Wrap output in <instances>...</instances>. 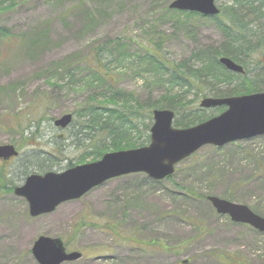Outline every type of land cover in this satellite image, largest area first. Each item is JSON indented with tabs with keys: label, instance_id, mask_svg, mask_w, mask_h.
Segmentation results:
<instances>
[{
	"label": "rangeland",
	"instance_id": "374dc122",
	"mask_svg": "<svg viewBox=\"0 0 264 264\" xmlns=\"http://www.w3.org/2000/svg\"><path fill=\"white\" fill-rule=\"evenodd\" d=\"M173 1L17 0V6L1 16L2 25L13 34H31L33 42L19 44L11 55L0 44V146H18L15 123L28 115L32 120L42 118V138L36 148L26 146L5 166V181L0 182V264H38L32 248L42 236L69 240L68 252L83 254L64 264H264V234L233 223L218 215L207 200L197 199L231 197V202L264 218V136L220 148L203 147L180 163L170 179L160 182L142 173L112 179L36 218L29 215L28 202L12 191L29 175L41 174L31 167L34 149L64 152L52 170L55 173L70 169L69 163L80 165L76 159L90 152L73 146L69 134L73 126L60 130L53 122L79 111L91 96L108 91L83 61L99 48L110 52L106 61L111 62L113 82L147 98L171 87L151 78L143 47L159 45L166 56L180 61L197 47L223 42L213 22L182 16L170 9ZM118 40L126 49L111 48ZM225 110L204 112L213 118ZM83 220L94 225L83 227L76 237L75 225ZM131 238L137 243L127 242Z\"/></svg>",
	"mask_w": 264,
	"mask_h": 264
},
{
	"label": "trees",
	"instance_id": "16d2710c",
	"mask_svg": "<svg viewBox=\"0 0 264 264\" xmlns=\"http://www.w3.org/2000/svg\"><path fill=\"white\" fill-rule=\"evenodd\" d=\"M15 6L17 0H0V18ZM219 8V16L207 18L223 35V42L219 46L197 47L189 58L180 61L166 56L159 45L143 47V58L147 64L145 66L152 73L151 78L157 80L156 83L166 82L171 87L157 97L150 93L147 98H142L136 93L120 89L109 77L112 74L109 71L111 62L108 64L106 60L110 52L104 48H99L95 54L83 60L92 66L96 82L107 84L109 88L105 93L91 96L86 104L73 114L71 124L73 133L69 131L72 144L82 152L90 151L76 159L78 164H85L86 159L92 162L98 161L107 153L148 146L154 111L174 112L176 116L174 127L188 129L211 119V115L204 112L207 109L200 108V102L204 98L226 99L264 93V0H224ZM31 37V34H13L10 29L2 25L0 19V44L7 55H11L21 43L31 44L33 42ZM122 47L126 49L119 40L111 46L115 50H121ZM222 57L240 65L245 73L234 74L226 70L220 64ZM65 72L70 80L72 75L68 71H63ZM30 117L28 115V119H19L15 123L17 127L14 131L19 135L16 147L19 150L26 146L36 148V143L42 138L40 135L42 122H39L42 118L32 120ZM26 135L29 141L33 140V143L27 142ZM63 154L62 150L53 154L40 151V147L34 149L30 163L34 161L35 165L31 167L41 174L51 172L59 166V157ZM68 167H72V163H69ZM6 170L4 166L0 168V182L5 181ZM187 191L193 194L191 189ZM207 197L209 195H201L197 199L206 201ZM227 199L230 201L231 197ZM93 225L85 220L76 224L75 236L79 235L83 227ZM106 228L115 233L112 228ZM122 239L126 241V238ZM127 242L137 243L133 238ZM68 244L69 240L66 241L65 246L67 247Z\"/></svg>",
	"mask_w": 264,
	"mask_h": 264
},
{
	"label": "water",
	"instance_id": "95a60500",
	"mask_svg": "<svg viewBox=\"0 0 264 264\" xmlns=\"http://www.w3.org/2000/svg\"><path fill=\"white\" fill-rule=\"evenodd\" d=\"M217 0H175L170 9L197 13L206 17L219 15ZM220 63L230 72L244 73V69L229 58ZM201 108L225 106L219 116L188 128L174 127L175 113L169 110L153 112L150 144L140 149L105 154L99 161L76 166L62 173L49 172L31 175L14 194L24 198L32 218L51 214L70 201L79 200L115 178L144 173L154 181H163L174 175L176 166L206 146L223 147L229 143L264 136V93L243 95L226 99L205 98ZM72 115L55 121L57 128L66 129L72 123ZM14 146H0V159L17 157ZM208 201L217 214L228 216L233 223L252 227L264 234V218L248 206L232 203L217 197ZM32 254L38 264H63L74 262L81 253H68L60 238L39 237Z\"/></svg>",
	"mask_w": 264,
	"mask_h": 264
},
{
	"label": "flooded vegetation",
	"instance_id": "af4514ba",
	"mask_svg": "<svg viewBox=\"0 0 264 264\" xmlns=\"http://www.w3.org/2000/svg\"><path fill=\"white\" fill-rule=\"evenodd\" d=\"M12 160H14V159H11V160H10V159H9V160H4L5 162H3L4 165H2V166L5 167L6 164H10V162H11Z\"/></svg>",
	"mask_w": 264,
	"mask_h": 264
}]
</instances>
